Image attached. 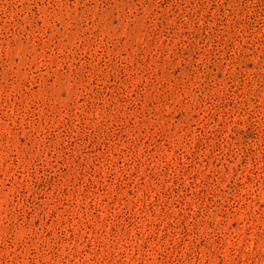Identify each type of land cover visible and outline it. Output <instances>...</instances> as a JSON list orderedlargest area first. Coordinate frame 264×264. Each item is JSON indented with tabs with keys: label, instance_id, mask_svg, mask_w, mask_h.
I'll return each mask as SVG.
<instances>
[{
	"label": "rangeland",
	"instance_id": "1",
	"mask_svg": "<svg viewBox=\"0 0 264 264\" xmlns=\"http://www.w3.org/2000/svg\"><path fill=\"white\" fill-rule=\"evenodd\" d=\"M0 264H264V0H0Z\"/></svg>",
	"mask_w": 264,
	"mask_h": 264
}]
</instances>
